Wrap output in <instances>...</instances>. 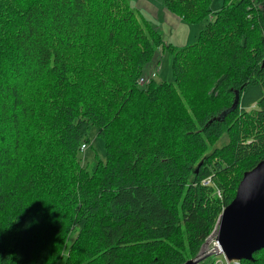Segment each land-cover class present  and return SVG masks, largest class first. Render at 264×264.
Wrapping results in <instances>:
<instances>
[{
  "label": "trees",
  "instance_id": "obj_1",
  "mask_svg": "<svg viewBox=\"0 0 264 264\" xmlns=\"http://www.w3.org/2000/svg\"><path fill=\"white\" fill-rule=\"evenodd\" d=\"M132 1L0 0V264H185L264 159V0H161L182 48Z\"/></svg>",
  "mask_w": 264,
  "mask_h": 264
},
{
  "label": "water",
  "instance_id": "obj_2",
  "mask_svg": "<svg viewBox=\"0 0 264 264\" xmlns=\"http://www.w3.org/2000/svg\"><path fill=\"white\" fill-rule=\"evenodd\" d=\"M214 234L229 262L251 261L254 253L264 249V159L244 173L235 198L219 217ZM212 254L215 253L209 255ZM205 258L200 256L185 264H199Z\"/></svg>",
  "mask_w": 264,
  "mask_h": 264
},
{
  "label": "rangeland",
  "instance_id": "obj_3",
  "mask_svg": "<svg viewBox=\"0 0 264 264\" xmlns=\"http://www.w3.org/2000/svg\"><path fill=\"white\" fill-rule=\"evenodd\" d=\"M223 1L224 0H213L211 5L212 11L219 10L223 5ZM145 2L146 4H144ZM130 4L134 10H139L143 14V16H145L150 21V23L160 31L163 39H165L167 43H171L177 48L189 46L190 44L194 43L196 40V35L205 25V23L194 25L185 23L184 25L188 26L190 29L189 35L191 39L181 47V45L177 44V39L180 35L181 30L172 29V27L175 28V25L173 23H169L170 26L165 24V18H163L161 14H159V12L162 11L161 0H135ZM168 13L175 19H180H178L177 16L173 13ZM156 53L157 54L155 59L144 67L145 76L152 77L153 75H155L153 79L156 80L157 84H160L162 82H173L174 77L172 74V55L168 51L163 50H158ZM89 139L91 141V144L88 145L84 156L86 157L85 163L88 162L90 168L93 167L98 160L104 161L106 158V152L104 141L101 137L98 136L97 128L95 126L90 127ZM223 142L224 140L222 139L218 142L217 145L220 146L223 144ZM215 231L216 229L202 246L201 256L206 258L199 264H224L225 262L221 255H209L215 248V239L213 236Z\"/></svg>",
  "mask_w": 264,
  "mask_h": 264
},
{
  "label": "crops",
  "instance_id": "obj_4",
  "mask_svg": "<svg viewBox=\"0 0 264 264\" xmlns=\"http://www.w3.org/2000/svg\"><path fill=\"white\" fill-rule=\"evenodd\" d=\"M144 4H146V2ZM161 6H162L161 7L162 11L159 12V14H161V16L163 18H165V24L169 25V23H173L175 25V28L172 27V29H176V30L180 29L181 30L180 31V35H179V37L177 39V44L181 45V47H182L183 44L185 45V43H187L191 39L190 35H189V30H190L189 27L184 25L185 22L182 21L181 19H179L178 17L177 18L179 20H177L174 17H172V15H169V13H168L169 11L166 10L163 7V5H161ZM170 14H172V13H170ZM183 30H184V32H183Z\"/></svg>",
  "mask_w": 264,
  "mask_h": 264
},
{
  "label": "built area",
  "instance_id": "obj_5",
  "mask_svg": "<svg viewBox=\"0 0 264 264\" xmlns=\"http://www.w3.org/2000/svg\"><path fill=\"white\" fill-rule=\"evenodd\" d=\"M154 76L155 75H153L152 77L142 76L139 79V81H138L139 85L144 86V85L148 84L149 81L154 78ZM87 148H88V145L83 144L82 147H81V152L84 154L86 152ZM212 183H213V181H212L211 177H207V178H205V179H203L201 181V184L204 185V186H210ZM217 194H218L219 197H221V192L219 190L217 191ZM213 236H214V239H215V248L213 250V253H215L217 255H221L223 257L224 261H225L224 264H241V261H238V260H233V261L229 262L225 258L224 253L221 251V248H220V246H219V244H218V242L216 240V234H214Z\"/></svg>",
  "mask_w": 264,
  "mask_h": 264
}]
</instances>
